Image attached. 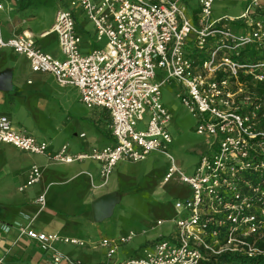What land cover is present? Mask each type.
<instances>
[{"label":"built area","instance_id":"built-area-1","mask_svg":"<svg viewBox=\"0 0 264 264\" xmlns=\"http://www.w3.org/2000/svg\"><path fill=\"white\" fill-rule=\"evenodd\" d=\"M212 1L197 0L194 7L191 0H71V9L56 11L49 30L57 34L63 59L40 51L27 33L0 38V47L24 56L33 72L50 73L59 85L76 87L87 108H103L110 115L114 144L76 154L63 146L49 156L52 160H94L106 182L119 161L139 162L158 151L170 162L164 181L178 173V181L189 186L190 194L174 202L179 217L171 219L172 234L118 264H200L223 252L259 251L247 238L264 234V129L259 128L261 104L238 81V73L264 82V63L241 64L232 55L251 42H264V23L249 22V8L236 18H213ZM73 9L85 13L97 40L106 39L104 45L81 53ZM189 11L193 19L185 15ZM236 19H244L246 27L233 29L230 23ZM156 69L165 72L161 82L155 79ZM166 83L176 84L175 96L196 118L195 131L214 137L210 151L201 154L190 174L177 168L167 150L171 120L160 89ZM0 144L49 155L48 142L17 129L4 114ZM39 178V168L32 165L19 190ZM36 202L40 210L45 207L43 195ZM19 227L20 234L51 252L53 264H81L52 247L54 242L83 245L81 240ZM134 237L131 231L101 245L111 258L120 244Z\"/></svg>","mask_w":264,"mask_h":264},{"label":"crops","instance_id":"crops-1","mask_svg":"<svg viewBox=\"0 0 264 264\" xmlns=\"http://www.w3.org/2000/svg\"><path fill=\"white\" fill-rule=\"evenodd\" d=\"M47 2L55 9L47 20L49 26L40 30L45 25L36 20L34 13L39 0H0V38L6 41L17 34L27 33L33 36L40 51L63 59L57 34L49 30L56 11L71 9V0ZM72 11L76 32L82 37L81 53H87L95 47V30L82 10ZM88 22L90 26H87ZM51 35L54 37L50 38ZM47 37L49 39L46 42L39 43L40 39ZM5 68L12 70L13 84L10 91H0V114L8 116L17 129L48 142L49 155L31 154L12 145L0 144V264H53L51 252L43 251L37 240L20 234L19 226L29 225V229L36 232L74 238L65 231L72 224L78 226L84 222H94L91 207L93 200L103 194L116 192L120 194L116 204L119 199H123L120 189L130 186L135 180L137 173L134 166L138 162L119 161L104 182L100 166L94 160L68 164L52 160L49 156L57 153L63 146L67 147L68 153L76 154L114 144L109 129L111 118L108 111L96 106L87 108L81 102L76 87L59 85L50 73L33 72L24 56L14 53L10 48L0 47V71ZM80 104L85 106V110L79 109ZM165 108L168 110L166 106ZM84 121L92 124L87 133L82 127ZM63 133L67 137L73 135L76 138H63ZM32 165L40 170L39 181L20 191L19 187L26 181ZM159 185H166L164 178ZM39 195L45 198V207L42 210L36 202ZM186 196L180 195L174 201ZM159 220L161 219L157 221ZM164 224L165 221L161 225L155 223L151 227H155V233L141 237L136 249L144 252L159 237L171 235L174 231L171 221L169 226L161 228ZM143 230L142 234H145L146 229ZM55 243L53 248H56ZM66 257L84 264L78 252L69 251ZM124 261L98 264H118ZM58 264L67 263L61 261Z\"/></svg>","mask_w":264,"mask_h":264},{"label":"rangeland","instance_id":"rangeland-1","mask_svg":"<svg viewBox=\"0 0 264 264\" xmlns=\"http://www.w3.org/2000/svg\"><path fill=\"white\" fill-rule=\"evenodd\" d=\"M255 2H257V5H255ZM191 3L194 7L198 5L197 0H191ZM246 8H249L251 11L247 20L249 22L256 20L258 18L256 17L257 12H260V10L264 11V0H213L210 11L213 18L220 16L236 18ZM54 9L49 6L47 0H39V3L36 4L34 10L36 20H40L45 25L40 30L49 26L47 20L50 19ZM192 14V11L185 13L187 17H191ZM87 26H90L89 22ZM51 37L53 38L54 35H51ZM48 39L49 37L40 39L39 43L42 44ZM96 40L94 48L97 49L106 42L105 38H102L100 41ZM164 78L165 72L156 69V81L161 82ZM175 85V83H166L160 88L162 102L168 108L171 120L167 124L169 134L172 136L168 152H170L169 154L173 158L177 168L185 174H190L201 154L210 151L209 146L214 137L199 135L195 131L196 118L175 96ZM79 109L85 110V106L80 104ZM90 125L92 126L90 122L84 121L82 127L85 132L90 128ZM75 127L78 128L76 125ZM62 137H67L66 133H63ZM67 138L76 137L71 135ZM169 166L170 162L166 156L156 151L149 153L146 160L135 163L134 168L137 173L134 176L135 180L129 184L130 186H123L120 189L123 199L118 200L109 217L99 222H84L78 226L72 224L71 226L74 228L70 226L65 231L66 234L69 233L70 236L81 239L85 246L56 242V248L54 249L63 256L68 255L69 251L72 253L78 252L84 264H98L106 261L112 263L115 260L120 262L133 256L142 255L143 251L141 252L136 249L141 237L150 236L155 233V230H153L155 227L153 229L151 227L154 226L158 219L165 221V224L161 228L169 226L171 219H177L179 215L174 207V199L180 195L186 196L190 194L189 186L178 181V173L169 181H166V185H159L167 173ZM115 195L118 198L120 197L118 192ZM143 229H146L145 234H142ZM131 231L134 232L135 237L128 243L120 244L115 254L108 259L107 249L101 245L102 240H117L120 236H126Z\"/></svg>","mask_w":264,"mask_h":264},{"label":"trees","instance_id":"trees-1","mask_svg":"<svg viewBox=\"0 0 264 264\" xmlns=\"http://www.w3.org/2000/svg\"><path fill=\"white\" fill-rule=\"evenodd\" d=\"M253 14V13H252ZM256 20L264 23V11L257 12ZM233 29H241L246 27L244 19H236L230 23ZM194 55V54H193ZM232 58L241 64L255 65L264 63V42H251L238 50L237 55H232ZM238 81L243 83L248 92L260 102L261 108L258 110L259 128L264 129V82L255 80L251 73H238ZM247 241L257 248L259 251L251 255L242 252H223L219 255L209 256L204 258L200 264H264V234L260 236H249Z\"/></svg>","mask_w":264,"mask_h":264},{"label":"water","instance_id":"water-1","mask_svg":"<svg viewBox=\"0 0 264 264\" xmlns=\"http://www.w3.org/2000/svg\"><path fill=\"white\" fill-rule=\"evenodd\" d=\"M12 70L5 68L0 71V91L8 92L12 89ZM118 197L114 193L103 194L92 201V218L95 222L109 217L117 202Z\"/></svg>","mask_w":264,"mask_h":264}]
</instances>
